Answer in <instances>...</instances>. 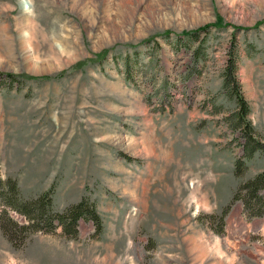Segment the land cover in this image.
Listing matches in <instances>:
<instances>
[{"label":"rangeland","instance_id":"374dc122","mask_svg":"<svg viewBox=\"0 0 264 264\" xmlns=\"http://www.w3.org/2000/svg\"><path fill=\"white\" fill-rule=\"evenodd\" d=\"M232 54L264 140V0H0V73L23 79L0 76V177L26 198L54 186L57 211L90 196L104 223L20 248L0 229V264H264V217L237 202L225 234L210 227L264 169L258 151L234 174Z\"/></svg>","mask_w":264,"mask_h":264},{"label":"trees","instance_id":"16d2710c","mask_svg":"<svg viewBox=\"0 0 264 264\" xmlns=\"http://www.w3.org/2000/svg\"><path fill=\"white\" fill-rule=\"evenodd\" d=\"M220 22L219 20L216 24L178 34L177 37H187L197 41L200 32L207 31L210 26L219 27ZM239 28L236 27V29ZM165 35H169V32ZM201 47L202 44H200L195 53L198 54ZM228 61L230 64L228 65V71L224 74L223 84L224 90H227L235 98L239 108V112L236 113L238 126L235 127L240 129L242 153L235 160L234 174L237 178H241L248 170V161L254 154L258 151L264 152V140L255 134V128L248 118L249 105L241 91V84L236 75L237 60L232 54ZM126 68L127 79L133 80L130 56L126 59ZM1 75L15 80L21 79L13 73H0ZM33 78L35 80L40 79V77ZM43 79H46V77ZM54 194L55 187L51 186L38 196L26 198L21 193L17 178L11 176L7 178L0 177V229L13 247H22L29 236L34 233H55L59 228H61L63 235L77 239L80 235L79 226L81 220L93 223L95 228L94 236L102 234L104 223L94 199L84 195L78 202L70 204L63 211H57L53 204ZM237 202L242 203L246 219L252 220L264 217V169L254 176L240 181L235 188L231 201L220 213L211 214L213 220L210 227L216 233L225 234L226 218ZM12 212L23 216L25 222L15 219Z\"/></svg>","mask_w":264,"mask_h":264}]
</instances>
